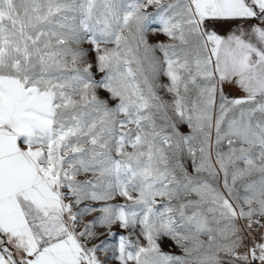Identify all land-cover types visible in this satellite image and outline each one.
Listing matches in <instances>:
<instances>
[{
	"label": "snow or ice",
	"instance_id": "snow-or-ice-1",
	"mask_svg": "<svg viewBox=\"0 0 264 264\" xmlns=\"http://www.w3.org/2000/svg\"><path fill=\"white\" fill-rule=\"evenodd\" d=\"M0 264H264V0H0Z\"/></svg>",
	"mask_w": 264,
	"mask_h": 264
},
{
	"label": "rangeland",
	"instance_id": "rangeland-1",
	"mask_svg": "<svg viewBox=\"0 0 264 264\" xmlns=\"http://www.w3.org/2000/svg\"><path fill=\"white\" fill-rule=\"evenodd\" d=\"M161 39H162V37H161Z\"/></svg>",
	"mask_w": 264,
	"mask_h": 264
}]
</instances>
